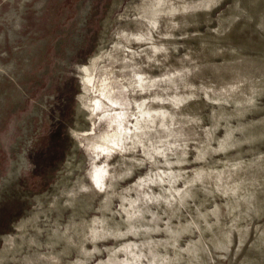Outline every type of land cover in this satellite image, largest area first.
I'll return each instance as SVG.
<instances>
[{"label":"rangeland","instance_id":"obj_1","mask_svg":"<svg viewBox=\"0 0 264 264\" xmlns=\"http://www.w3.org/2000/svg\"><path fill=\"white\" fill-rule=\"evenodd\" d=\"M115 64L138 155L106 207L82 133ZM91 215L86 264H264V0H0V260Z\"/></svg>","mask_w":264,"mask_h":264},{"label":"bare ground","instance_id":"obj_2","mask_svg":"<svg viewBox=\"0 0 264 264\" xmlns=\"http://www.w3.org/2000/svg\"><path fill=\"white\" fill-rule=\"evenodd\" d=\"M123 50L132 52V55L134 53L133 49L125 45ZM128 60H132L131 57L128 56L126 61L128 62ZM118 68L116 64L115 66L105 65L96 75L93 91L97 100L93 105V112L97 116V120L92 131L86 134L82 133L85 138L84 145L92 163L91 181L93 187L105 195L104 205L106 207H110L108 188L113 180L110 160L116 155L119 159L122 157L134 158L135 155H138L132 151L127 152L135 120L136 102L130 96L126 85L123 84V77ZM99 126L101 127L100 131H97ZM137 160L139 162L140 159L137 158ZM80 187L82 184L79 187L74 185L71 190L70 203L72 207L77 202ZM90 203H87V206L90 209H96L95 205L92 206ZM90 218L88 220L74 217L72 220L59 223L55 227L56 233L45 236L43 240L32 241L31 245H26L25 252L19 258L8 260L11 264H57L66 258L62 264L88 263L89 261H84L83 258L89 252L87 242L94 243L98 239L97 224L103 222V219H100L98 215H91ZM46 250L48 252H42ZM74 252L77 254L76 259L71 260L70 256ZM0 264H4L3 259L0 260Z\"/></svg>","mask_w":264,"mask_h":264},{"label":"clouds","instance_id":"obj_3","mask_svg":"<svg viewBox=\"0 0 264 264\" xmlns=\"http://www.w3.org/2000/svg\"><path fill=\"white\" fill-rule=\"evenodd\" d=\"M19 27H20V26H19V25H17V28H18V29H19ZM98 175H99V173H98Z\"/></svg>","mask_w":264,"mask_h":264}]
</instances>
